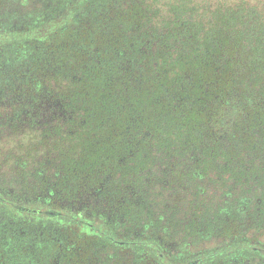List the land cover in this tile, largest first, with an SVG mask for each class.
<instances>
[{
    "label": "trees",
    "instance_id": "16d2710c",
    "mask_svg": "<svg viewBox=\"0 0 264 264\" xmlns=\"http://www.w3.org/2000/svg\"><path fill=\"white\" fill-rule=\"evenodd\" d=\"M178 1L165 14L145 0L108 5L95 13L97 25L41 34L55 40L41 57V88L53 87L84 122L85 156L264 151V15L241 0ZM94 3L67 0L60 18L70 23Z\"/></svg>",
    "mask_w": 264,
    "mask_h": 264
},
{
    "label": "rangeland",
    "instance_id": "374dc122",
    "mask_svg": "<svg viewBox=\"0 0 264 264\" xmlns=\"http://www.w3.org/2000/svg\"><path fill=\"white\" fill-rule=\"evenodd\" d=\"M132 0H95L94 4L86 5L69 22L52 24L55 18L67 9V0H0V32L30 31L37 29L38 34L43 28L51 26L60 28L65 25L81 29L95 19V13L105 6L125 9ZM201 0H197V3ZM236 4L238 0H228ZM236 1V2H235ZM247 9H255L264 15V0H241ZM146 5H153L164 14L169 5L179 4L178 0H145ZM216 3V0H211ZM56 4V6H54ZM59 16V17H58ZM100 18V13H99ZM95 17V18H94ZM56 20V21H57ZM55 40L52 38V42ZM54 42L52 44H54ZM52 44L42 39L28 41H11L0 43V187L12 190L13 193L35 201L40 193L41 201L64 204L62 199L78 198V193L69 194L74 180L67 182L60 178L66 167L80 169L83 160H91L95 172L104 169L116 158V166L125 175L133 173L131 161H146L142 169L136 173L140 182V195L128 202L127 210L111 217L108 223L121 236L156 237L165 251L172 253L178 260L189 259L209 251L223 248L227 240L218 237L204 216L211 215V222L224 221L221 211L224 206L231 205L232 191L236 184L229 177L244 175L251 171L248 180L257 177L258 185H244L245 196L253 205L257 198L264 203V151L259 155H243L238 157L217 156L197 157L187 151H166L146 149L141 155L132 152L112 157L85 156L70 151L71 148H84V136H66L70 124L64 122V115L59 120L52 119L50 112L39 124L33 115L36 105L35 85L41 82V57H50ZM53 54V52H51ZM38 68V83L35 69ZM43 88H48L43 83ZM41 87V84H40ZM39 87V89H40ZM49 89V88H48ZM51 90V88H50ZM28 91V92H27ZM10 94H16L15 100L22 105H10ZM14 112L29 110L16 117H24L19 122ZM17 107V108H16ZM47 109V108H46ZM59 113V111H58ZM66 114V113H65ZM60 115V114H57ZM232 114L230 118H232ZM13 118V119H11ZM79 124V122H73ZM64 125H67L65 128ZM56 130V134L51 133ZM85 128V127H84ZM103 128V127H102ZM73 130V128H72ZM42 132V133H41ZM128 145H143L146 141H127ZM127 151V150H126ZM124 151V152H126ZM204 161L205 164H199ZM256 161L257 169L253 165ZM238 163L241 164L238 166ZM126 166H129L127 168ZM99 168V169H98ZM98 169V170H97ZM250 170V171H249ZM78 183V182H77ZM256 186V187H255ZM227 192V188H231ZM54 189V190H51ZM60 189L63 192H60ZM74 189V188H71ZM237 190V189H236ZM54 192H56L55 197ZM26 198V199H27ZM35 198V200H34ZM207 211L203 215V212ZM217 211V212H216ZM215 220H214V219ZM160 221L155 225V221ZM264 220L262 226L251 227L247 235L252 240L264 245ZM227 239V238H226ZM229 239L228 241H231ZM0 264H162L157 257L146 249L126 250L115 248L97 238L85 236L78 231L60 226H33L0 211ZM208 264H264L254 256L235 253L219 258Z\"/></svg>",
    "mask_w": 264,
    "mask_h": 264
},
{
    "label": "flooded vegetation",
    "instance_id": "af4514ba",
    "mask_svg": "<svg viewBox=\"0 0 264 264\" xmlns=\"http://www.w3.org/2000/svg\"><path fill=\"white\" fill-rule=\"evenodd\" d=\"M54 6H56V4ZM63 22L65 23L66 21L59 19L57 22L55 21L52 24H61ZM45 29L46 28H43L41 32L45 33L46 31H49V35L46 37L56 31L51 26L48 27L47 30ZM38 30L39 29L33 32H0V34L6 32L11 33V35H0V37L7 36L8 38H1L0 43L11 41L23 42L28 41L29 39L38 40L45 36L42 35L40 37ZM35 75V81L38 83V68L35 69ZM39 87V83L35 85V95L37 100L35 102V111L33 110L32 112L36 122L39 124L38 121H40V119H38V115L41 118H45V114L47 112H50V114H47L48 116L52 114L51 118L56 120H59L61 118L60 116L64 115L63 121L70 124V128L66 136L79 137L82 135L86 138V134H83L82 131L83 129H86L84 122L82 123L78 116L73 115L72 108L66 106V102L56 100L55 94L53 93L54 88L52 87L50 90L43 87H40L39 89ZM15 95L16 94H10L12 102L10 105H14L15 103L16 105H22L19 100L18 103L16 102L14 99ZM14 107L15 106H12L10 109L11 112L14 113L17 122H19L20 119H24V117L16 116L21 115V113H29V110L27 111V109H22L21 112L18 110L14 112ZM77 121L79 124L76 125V123H73ZM64 126L67 128V125ZM102 127L105 129L108 128L106 124H103ZM51 133L56 134V130L53 131V127H51ZM70 151H76L77 154L82 156L86 155L84 154L86 152L85 147L71 148ZM128 152H132V150ZM197 157L200 159V156L197 155ZM85 158H87V156H85ZM116 161L117 159H113L111 164L106 165L104 169L98 170V168L97 170L99 172L95 173V169H93L92 166L85 164V162H87L85 159L83 160V165L80 169L71 167V165L66 167V172L61 174L60 178H66L68 183H70L69 180L75 181L74 184L71 185V188L74 189L67 187L66 192L69 194L78 193V198L74 197L70 200L62 199L64 204L60 206L54 205L55 202H51L52 199L47 203L42 202V198H40L42 195L40 193L37 195V199L35 200L34 198L35 201H33V199L31 200L25 196L13 193L12 190H3L0 187V211L20 221H25L27 224L29 223L33 226L38 227L42 225L45 227L51 225L78 231L85 236L97 238L118 249L136 250L143 248L157 257L158 262L162 264H208L219 258L235 253L252 255L260 263H264V245L257 243V240H252V236H246L252 226L258 228L262 226L261 223L264 220V203L261 198H257L258 200L256 204L253 205V202L250 201V198L253 197V195L251 194L245 196L247 190L243 189L244 185H258L257 177L252 176L254 180H248L251 177L249 176L251 174L250 170V172L245 173L244 175L236 177L231 176L228 178H233L232 180L236 184L240 183V185H236L234 187V191H232L233 197H231V200L228 201L230 203L232 202L231 205L226 207L224 206V209L221 211V217H224V221H214L213 224V222L210 221L212 218L210 214L204 216V223H208L211 228L214 226L213 230H217L218 237L227 240L223 248L195 255L189 259L178 260L174 255H172V253L163 249V245L158 239H156V237L131 235L121 236L119 233H116L112 225L108 223V219L111 217H118V215H120L119 213L124 212L125 209L127 210L128 202H131L132 200L134 201L135 195H140V188L138 186L140 180L137 178L136 173H138L144 166L138 165L135 160L131 161L133 163L130 165V169H133V173L125 175V173L120 172V167L116 166V163H118ZM198 163L205 164L204 161L201 162L200 160ZM254 163L255 164L253 166L255 168H253V170L257 169L256 167L258 164L256 161ZM240 165L241 164L238 163V166ZM126 167L129 168V166ZM232 189L233 187L227 188V192H231ZM60 192L62 193L63 190L60 189ZM55 194L56 192H54L53 198L55 197ZM206 213L207 211L203 212V215ZM160 223L161 222L159 220L155 221V225H160ZM160 226H163L160 228H164L165 224ZM229 239L232 240L228 241Z\"/></svg>",
    "mask_w": 264,
    "mask_h": 264
}]
</instances>
